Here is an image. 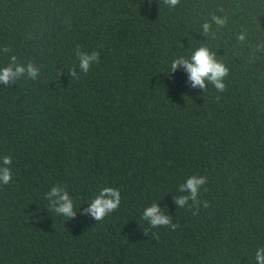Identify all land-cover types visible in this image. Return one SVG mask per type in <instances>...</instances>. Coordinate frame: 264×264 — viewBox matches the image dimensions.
I'll return each instance as SVG.
<instances>
[{
  "label": "trees",
  "instance_id": "trees-1",
  "mask_svg": "<svg viewBox=\"0 0 264 264\" xmlns=\"http://www.w3.org/2000/svg\"><path fill=\"white\" fill-rule=\"evenodd\" d=\"M223 9V11H220ZM227 16L226 26L212 16ZM244 32L246 40L237 39ZM264 0H0V68L34 64L0 83V264H256L264 247ZM207 46L229 68L227 90L193 89L171 62ZM8 51H4V49ZM100 60L79 79L76 50ZM206 176L194 215L178 191ZM65 187L77 215L49 210ZM121 193L97 222L84 209ZM206 188L207 191L203 189ZM159 204L178 223L152 228ZM191 203V202H190ZM145 230L148 234H145Z\"/></svg>",
  "mask_w": 264,
  "mask_h": 264
},
{
  "label": "clouds",
  "instance_id": "clouds-1",
  "mask_svg": "<svg viewBox=\"0 0 264 264\" xmlns=\"http://www.w3.org/2000/svg\"><path fill=\"white\" fill-rule=\"evenodd\" d=\"M181 0H163V3L170 8H175L180 5ZM223 11V9H220ZM212 22H205L202 26V33L208 35L212 29L213 23L219 27L226 26L228 22L227 16H212ZM237 39L240 41L246 40V34L241 32ZM264 48V45H257V50ZM8 51V49H4ZM76 56L79 60L78 73L76 67L69 70L71 78L79 79L80 73L87 74L94 64L100 60V53L98 51L84 52L79 48L76 50ZM17 57H11L12 63L7 67L0 68V83L9 85L17 81L19 78L27 75L29 79L36 80L39 76L40 69L32 63L26 66L16 64ZM183 68L188 75V82L193 89L206 90L208 84L214 86L218 92H225L227 85L226 78L229 75V68L216 58V53L211 51L207 46L197 48L190 56L185 58L183 56L174 59L171 62V73H175L177 69ZM12 158L4 156L0 159V183L7 185L12 180L11 171ZM208 183L206 176H190L185 183L178 188L180 192H186L187 195L175 200L178 208H185L187 206L189 211L194 215L198 214L201 206L203 208L209 207L207 200L201 201V189ZM207 191L206 188L203 189ZM47 198L50 201L49 210L56 214L67 217L69 220L77 215L74 208V202L68 190L60 185L53 186L47 192ZM191 202V203H190ZM121 204V193L118 189L113 187H104L99 194L90 202V206L84 209V214L89 215L97 222L103 221L109 214L117 211ZM143 219L146 220L152 228H170L175 230L179 227L178 223H173L172 217L164 214L159 204H152L145 208L143 212ZM145 234L148 231L145 230ZM256 264H264V247H260L255 253Z\"/></svg>",
  "mask_w": 264,
  "mask_h": 264
}]
</instances>
